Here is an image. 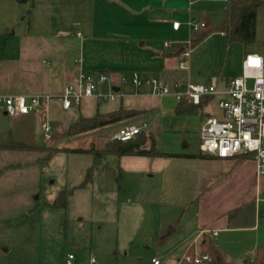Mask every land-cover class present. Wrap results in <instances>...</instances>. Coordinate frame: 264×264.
Returning <instances> with one entry per match:
<instances>
[{"label": "rangeland", "instance_id": "rangeland-1", "mask_svg": "<svg viewBox=\"0 0 264 264\" xmlns=\"http://www.w3.org/2000/svg\"><path fill=\"white\" fill-rule=\"evenodd\" d=\"M186 4L192 20L206 24L203 30L193 31L188 27L191 18L181 22L182 42L203 37L191 46L187 75L193 83L225 87L241 76L246 56L263 48L264 5L257 14L256 41L245 45L230 42L220 30L230 3L187 0ZM102 92L109 94L113 88L102 87ZM219 100L214 99L190 117L174 113L158 120L152 116L137 124L146 126L145 132L153 123L159 124L154 131L157 151L201 157L109 155L89 182L85 179L94 163L93 154L63 150L48 157L51 149L47 148L79 149L94 144L102 149L115 132L112 126L72 138L67 135L73 122L68 112L48 111L37 116L32 140L36 149L13 151L1 145L6 142L5 127L14 126V119L0 116V264H67L70 254L75 264H152L154 257L161 264H180L192 251L201 223L248 225L257 182L253 162L247 157L219 159L200 151L202 124L207 116L219 117ZM56 119L60 126L46 141L42 125L53 126ZM166 120L173 121V127L164 125ZM158 160L166 164L163 173L176 174L175 184L160 186ZM17 170L44 179L50 188L59 190L58 196L66 192V206L46 203L44 193L40 200L35 199L38 193L32 196L31 206L21 202V193H27L32 183L23 182ZM25 212L30 216L25 218ZM263 223L254 231H220L219 248L234 264H255L256 249L264 246Z\"/></svg>", "mask_w": 264, "mask_h": 264}, {"label": "crops", "instance_id": "crops-1", "mask_svg": "<svg viewBox=\"0 0 264 264\" xmlns=\"http://www.w3.org/2000/svg\"><path fill=\"white\" fill-rule=\"evenodd\" d=\"M186 2L187 0H0V96H53L43 114L57 110L68 112L70 114L67 113V116L72 119V123L82 117L90 118L98 113L110 114L121 108L144 112L112 126L115 131L124 123L137 125L152 116L156 120L172 117L178 104L174 96L152 95L148 87L135 86L131 78L134 73H138L142 79L157 78L174 90L179 83L182 86L189 83L202 84L193 83L187 75L189 70L180 68V51L183 47L180 42L185 38L184 30L182 24L179 30H174L173 22L184 23L187 18L193 19L187 14ZM171 39L176 40L174 46L164 47V42ZM176 43L178 47H175ZM82 72L105 73L109 81L104 90L111 86L118 93L117 98L113 101L87 98L78 107L64 109L59 97L68 84H77ZM2 115L8 116L0 113L1 117ZM37 116L39 115L28 114L12 117L15 125L8 128L6 125V142L1 147L13 151L34 150H17L11 147L14 143H19L36 149L32 140ZM190 116L193 115H185ZM54 124V129L59 128L57 119ZM165 124L173 127V121L166 120ZM158 126L156 122L151 125L149 133L154 137ZM44 139L46 140L45 134ZM48 157H51L49 153ZM153 157L166 159L169 156ZM158 161L161 162H158L156 175L161 178L158 181L160 186L165 188L169 184H175L173 178L176 174L163 173L162 168L166 164L164 160ZM17 172L23 182L31 180V186L34 184L33 189L30 186L27 193L20 192L21 202H27L31 206L30 201L36 193V200H40L44 193L46 203L56 202L59 190L55 186L50 188L42 178H31L28 173ZM151 178H155V173ZM256 189L257 182L255 195ZM251 209L252 219L243 227L217 226L216 221L201 223L192 248L201 250L200 244L204 242L205 234L211 236L219 248V232L222 230H257L260 223L256 217L255 198ZM28 216L30 215L25 212L24 217ZM219 249L228 261L233 262L225 251ZM74 262L73 256L72 264Z\"/></svg>", "mask_w": 264, "mask_h": 264}, {"label": "built area", "instance_id": "built-area-1", "mask_svg": "<svg viewBox=\"0 0 264 264\" xmlns=\"http://www.w3.org/2000/svg\"><path fill=\"white\" fill-rule=\"evenodd\" d=\"M216 1V0H211ZM188 26L193 31H201L206 27L204 22L192 20ZM180 22H173V29L179 30ZM183 46L180 55V68L188 71L192 42H180ZM174 42L165 41L164 47L170 48ZM109 78L105 73L82 72L77 84H68L59 97L64 109L80 106L87 98L102 101H113L117 98L114 91L106 94L102 87L108 84ZM135 86H146L152 95L158 97L174 96L179 102L186 100L193 105H201L204 100L208 103L220 98L219 117H208L200 130V151L219 159L247 157L255 164L257 189L255 195L256 217L259 223L264 221V45L260 53H250L243 62L240 77L232 79L227 86L219 88L215 85L186 84L176 85L172 89L157 78L142 79L138 73L131 78ZM50 95L33 96H0V113L11 117L28 114L41 115L47 104L53 99ZM46 140L51 139L54 129L49 123L42 125ZM146 126L133 123L122 124L111 136L112 141L127 142L145 131ZM264 229V223L262 224ZM216 235V233H214ZM73 255L68 256L67 264H72ZM190 263L209 261L210 257L195 248L193 255H187ZM91 263H95L92 259ZM152 264H161L157 258Z\"/></svg>", "mask_w": 264, "mask_h": 264}, {"label": "trees", "instance_id": "trees-1", "mask_svg": "<svg viewBox=\"0 0 264 264\" xmlns=\"http://www.w3.org/2000/svg\"><path fill=\"white\" fill-rule=\"evenodd\" d=\"M26 1V0H20ZM264 5V0H231L229 7L225 13L227 20L221 27V32L224 33L230 42H239L245 45H250L256 41L257 32V14L260 7ZM203 40V37L198 40L192 41L194 47L197 42ZM208 104L207 100H204L201 105H193L186 100L178 102L175 109V114L178 116L196 115L200 109ZM144 112L137 110H127L124 108L119 109L110 114H96L93 117H82L78 121L72 123L67 129V135L75 138L90 132L97 131L99 129L114 126L132 118H135ZM209 117V116H207ZM147 142L150 143L148 148ZM12 148L17 150H31L35 149L32 146L14 143ZM156 139L152 133L143 131L136 138L127 141H112L110 140L102 149H97L94 144L84 149H61L54 148L49 151V156L59 151H72L80 153H91L94 155V163L88 169L86 175V182L92 180L94 172L101 164L102 160L109 155L116 156H169V157H186L197 158L199 155H175L164 154L156 149ZM66 192H62L57 198L54 206L64 208L66 206ZM201 253L210 257L209 261H203L201 263H190L187 261L186 256L180 264H234L228 261L221 250L216 245L215 241L208 234L204 235V242L200 244ZM194 254V248L188 252V255ZM248 264V263H245ZM255 264H264V246H260L256 249Z\"/></svg>", "mask_w": 264, "mask_h": 264}, {"label": "water", "instance_id": "water-1", "mask_svg": "<svg viewBox=\"0 0 264 264\" xmlns=\"http://www.w3.org/2000/svg\"><path fill=\"white\" fill-rule=\"evenodd\" d=\"M53 127H55V124H53Z\"/></svg>", "mask_w": 264, "mask_h": 264}]
</instances>
